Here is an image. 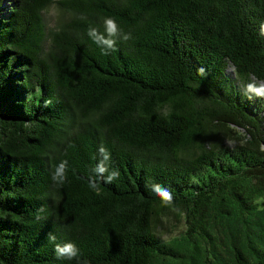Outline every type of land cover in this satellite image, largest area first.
Masks as SVG:
<instances>
[{"label":"trees","instance_id":"trees-1","mask_svg":"<svg viewBox=\"0 0 264 264\" xmlns=\"http://www.w3.org/2000/svg\"><path fill=\"white\" fill-rule=\"evenodd\" d=\"M106 17L131 34L109 55L87 36ZM262 23L264 0H0V264H77L68 241L90 264H264ZM101 146L120 176L97 195Z\"/></svg>","mask_w":264,"mask_h":264},{"label":"clouds","instance_id":"clouds-1","mask_svg":"<svg viewBox=\"0 0 264 264\" xmlns=\"http://www.w3.org/2000/svg\"><path fill=\"white\" fill-rule=\"evenodd\" d=\"M103 23L104 32H100L95 27H89L87 29V36L95 45L100 48L103 55H109L111 51L116 50L118 39L127 41L131 38V34L122 33L118 23L112 17L104 18ZM260 35L264 36V23L260 25ZM198 71L201 75L204 74L203 68H200ZM247 91L254 93L257 97H264V84L259 87H257L254 83L248 84ZM99 152L101 154V159L92 169L94 175L90 176L88 181L89 187L94 192H96L97 195H99L101 191L99 181L102 180L104 183L110 184L120 176V172L118 169H110V153H108L103 146H101ZM67 169L68 162L66 160L61 161L58 165L55 166L52 172V180L55 184L62 185L63 183H65V181L67 180ZM148 187L152 192H154L161 198L164 206H168L172 203L173 196L168 188L158 183H152ZM49 240L55 241L56 237L50 234ZM54 252L57 259H65L68 261L75 260L77 264H90L89 260L82 257L80 248L72 241H68L63 244H55Z\"/></svg>","mask_w":264,"mask_h":264},{"label":"rangeland","instance_id":"rangeland-1","mask_svg":"<svg viewBox=\"0 0 264 264\" xmlns=\"http://www.w3.org/2000/svg\"><path fill=\"white\" fill-rule=\"evenodd\" d=\"M47 26H53L58 19L62 17L63 13L57 7L56 2H51L44 10ZM225 141L233 140L231 136H225ZM186 227L185 220L181 216H176L174 213L168 211L161 216V221L157 224V231L161 233L164 238H169L173 235L179 234Z\"/></svg>","mask_w":264,"mask_h":264}]
</instances>
